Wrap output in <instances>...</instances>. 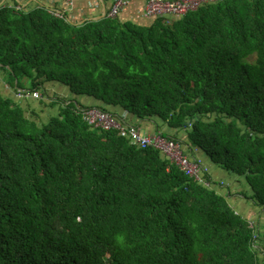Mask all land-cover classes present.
<instances>
[{"label": "trees", "instance_id": "16d2710c", "mask_svg": "<svg viewBox=\"0 0 264 264\" xmlns=\"http://www.w3.org/2000/svg\"><path fill=\"white\" fill-rule=\"evenodd\" d=\"M40 1L0 7V70L44 97L0 90V264H264V0L84 24ZM92 107L151 121L191 159L245 178L257 234L158 150L91 128Z\"/></svg>", "mask_w": 264, "mask_h": 264}, {"label": "built area", "instance_id": "2783aa9c", "mask_svg": "<svg viewBox=\"0 0 264 264\" xmlns=\"http://www.w3.org/2000/svg\"><path fill=\"white\" fill-rule=\"evenodd\" d=\"M30 1L31 0H16L17 4L13 2H8L9 4H7V2L4 1L0 2V7L7 5L8 8H12L15 11H22ZM76 1L77 0H64L65 11L54 10L53 14L59 18H64L67 13H72ZM133 1L136 0H111L110 7L106 11V16L113 19L117 18L127 7L133 4ZM137 1L144 2L143 17L150 19L156 17L186 15L191 11L197 10L203 4L219 2L222 0ZM16 98L22 101L26 99L42 100L44 97L40 91L23 90L17 92ZM83 119L91 128L101 130L102 132H117L120 138L126 139L129 142L130 146L139 149L154 148L158 150L172 163L178 165L183 172L192 177L195 182L209 189H215L216 186L214 182L207 178L209 175L208 168L204 166L201 160L191 159L181 143L165 138L162 133H156L154 135L146 134L140 127L126 123V114L122 115L121 118H118L111 113L105 112L96 107H92L84 110ZM235 210L238 215H242V213H240L237 209ZM247 219L249 221L250 227L253 228L257 234V220L254 217H249Z\"/></svg>", "mask_w": 264, "mask_h": 264}, {"label": "crops", "instance_id": "0c3cea01", "mask_svg": "<svg viewBox=\"0 0 264 264\" xmlns=\"http://www.w3.org/2000/svg\"><path fill=\"white\" fill-rule=\"evenodd\" d=\"M40 2H45L46 4H49L51 6L55 4H59L61 6H65L64 0H41ZM111 4V0H77L74 10L70 14L75 20L83 21L86 19V17L89 16H101L105 11H107V8L109 9ZM143 8H144V2L142 1H134L132 5L127 7L122 12V17L125 20H133V21H143ZM145 20V19H144ZM50 89L54 87L53 84H48ZM0 90L5 97H9L15 100H18L16 98V94L18 91H16L13 87H11L8 77L6 74H4L0 70ZM54 91H59L55 95L57 96H65L67 98L73 97L71 95L68 87L66 86H58L57 89ZM34 100V99H30ZM20 102H23L25 100H18ZM35 102H39L40 100H34ZM88 105H94L96 104V101L93 99H87L85 101ZM39 111L42 112V115L45 113H49L50 111L54 113H58V107L54 109H46L43 110V107L40 105ZM132 125H136L142 129L143 132H145L148 135H154L156 134V126L151 121H139L137 119H132ZM172 135L176 136L177 139L184 141L185 140V134L182 133V131H173L168 129ZM195 159H199L202 161L204 166L208 168L209 176H211L212 181L215 184V189L218 190V192L221 195L224 196H230V203L232 206L237 209L240 213L244 214L247 218H255L258 221V208L249 200L246 199L244 194H247L249 192L250 186L247 184V181L245 178L233 175L227 171L222 170L220 167L214 165L211 163L208 159L205 158L202 153H200L198 150L194 152Z\"/></svg>", "mask_w": 264, "mask_h": 264}, {"label": "rangeland", "instance_id": "374dc122", "mask_svg": "<svg viewBox=\"0 0 264 264\" xmlns=\"http://www.w3.org/2000/svg\"><path fill=\"white\" fill-rule=\"evenodd\" d=\"M106 1H108V0H106ZM256 60H257V56L256 55H253V56L250 57V61L251 62H256ZM24 84H25L26 87H30V85H31L28 80H26L24 82ZM57 88H58V86L54 85V87L52 88V93L56 94L57 92H59V91H54ZM83 100L85 101L86 99H83ZM49 113L51 114L52 112H49ZM45 117H48V116L46 115ZM233 175H235V174H233Z\"/></svg>", "mask_w": 264, "mask_h": 264}, {"label": "water", "instance_id": "95a60500", "mask_svg": "<svg viewBox=\"0 0 264 264\" xmlns=\"http://www.w3.org/2000/svg\"><path fill=\"white\" fill-rule=\"evenodd\" d=\"M105 17H106V11L101 16L96 17L93 20L98 21V20H101V19H103ZM85 22H86V20H83V21L80 22V24H84Z\"/></svg>", "mask_w": 264, "mask_h": 264}]
</instances>
